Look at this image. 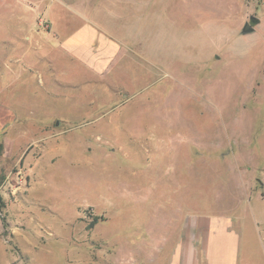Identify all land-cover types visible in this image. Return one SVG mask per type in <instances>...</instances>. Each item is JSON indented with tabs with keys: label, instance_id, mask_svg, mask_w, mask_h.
<instances>
[{
	"label": "rangeland",
	"instance_id": "374dc122",
	"mask_svg": "<svg viewBox=\"0 0 264 264\" xmlns=\"http://www.w3.org/2000/svg\"><path fill=\"white\" fill-rule=\"evenodd\" d=\"M263 173L264 0H0V264H170L152 217L264 232Z\"/></svg>",
	"mask_w": 264,
	"mask_h": 264
},
{
	"label": "crops",
	"instance_id": "0c3cea01",
	"mask_svg": "<svg viewBox=\"0 0 264 264\" xmlns=\"http://www.w3.org/2000/svg\"><path fill=\"white\" fill-rule=\"evenodd\" d=\"M73 25L74 30L64 40L63 47L72 58L92 63L96 53L103 54L102 50H106V39L92 21L87 20L82 24L78 21V24ZM169 219L163 217V222L158 224L159 219L156 221L152 217L146 224L143 235L156 237L157 252L171 243L172 236L179 235L170 264H242V249L245 244L253 242L249 253H252L251 249L254 247L264 248V232L259 227L251 229L246 223L240 224L241 217L227 214L206 217L205 221L199 222L194 217L182 234L180 229L175 232V229L170 228ZM247 263L254 264L249 259Z\"/></svg>",
	"mask_w": 264,
	"mask_h": 264
},
{
	"label": "water",
	"instance_id": "95a60500",
	"mask_svg": "<svg viewBox=\"0 0 264 264\" xmlns=\"http://www.w3.org/2000/svg\"><path fill=\"white\" fill-rule=\"evenodd\" d=\"M250 28H251V26H250V24L249 23H247V25L245 26V31H249L250 30Z\"/></svg>",
	"mask_w": 264,
	"mask_h": 264
}]
</instances>
